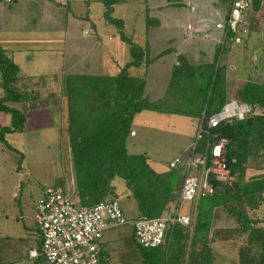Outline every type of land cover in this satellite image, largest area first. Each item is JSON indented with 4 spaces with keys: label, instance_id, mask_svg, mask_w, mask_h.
<instances>
[{
    "label": "trees",
    "instance_id": "1",
    "mask_svg": "<svg viewBox=\"0 0 264 264\" xmlns=\"http://www.w3.org/2000/svg\"><path fill=\"white\" fill-rule=\"evenodd\" d=\"M130 1L103 0L106 7L104 18L117 27L121 40L129 45L131 60L116 74L71 73L63 76L62 109L66 124L61 132L72 151L77 203L92 206L107 198H116L111 197L117 189L115 182L122 178L137 201L138 218H158L165 213L173 215L169 209L177 203L175 193L181 190L185 167L157 172L145 153L128 152L134 117L143 110H153L187 116L193 114L200 121L205 114L206 132L197 142L196 153L209 154L214 142L219 137H226L229 140L225 147L226 162L232 175L238 179L224 183L211 177L215 191L196 201L193 232L177 223L169 230L167 242L154 248L140 246L132 234L142 249V264H213L211 228L214 211L219 207L234 215L247 234L245 245L240 249V264H264V168L247 176L249 157L256 151H264V113L255 112L257 107L264 109V77L246 80L239 91L242 100L251 107L246 116L243 119L235 117L233 121L226 119L215 128L208 125L207 119L221 111L227 101L225 76L220 64L214 62L208 74L203 90L204 98L208 96L205 106L169 109L164 107V101L151 102L147 96L146 77L130 71L145 62L146 49L126 33L124 20L113 15L115 5ZM228 34L235 37L230 30ZM233 39L236 42V38ZM179 70H175L172 78H177ZM21 81L20 66L11 51L0 44V111L12 116L11 126L0 129V141L13 151L17 149L5 136L22 131L26 121L25 113L16 105L37 99L36 95L27 94L20 88ZM259 210L262 212L258 213ZM41 247L40 241L38 251ZM168 251L172 255H168ZM35 261L46 264L42 256L36 257ZM103 261L109 264L106 255H103Z\"/></svg>",
    "mask_w": 264,
    "mask_h": 264
},
{
    "label": "crops",
    "instance_id": "2",
    "mask_svg": "<svg viewBox=\"0 0 264 264\" xmlns=\"http://www.w3.org/2000/svg\"><path fill=\"white\" fill-rule=\"evenodd\" d=\"M29 1L12 0L7 3V0H0V44L11 51L14 61L20 66L22 80L37 79V81H42L53 75L64 76L71 73L116 74L122 66L130 61L122 62L114 59L117 66L110 63L111 52H117L122 46L113 44L111 47L109 37L106 39L107 24L110 25L104 18L106 7L97 15L92 13V0H67L65 2L67 5H70L71 2L74 3L71 9L72 20L67 19L65 23L59 24L55 21H48L45 24L38 21L44 17L42 16L35 19V27H30L25 23L27 17L20 13L21 10L27 12L26 4ZM97 1L104 3L103 0ZM225 2L226 0H131L127 2L134 6V11L140 13L141 19L140 29L137 33L134 31L132 34L133 40L146 49L145 62L140 67H132L130 71L135 75L146 77V91L151 102L164 101V107L169 106L167 107L169 109L185 108L188 110L192 107L205 106L208 96L204 98L203 90L206 88L208 74L215 62L216 65L222 66V74L225 76L226 104L238 101L248 105L240 97L239 91L243 88L246 80L256 76L264 77V55L260 61L255 62L257 54L264 53V41L260 43L258 38H253V41H256L255 45L251 43V46H247L249 45L247 36L242 33H234L235 42L231 33H229L230 36L227 31V7L223 9L222 5ZM208 4L214 7L218 5V7L215 12L210 11L213 13L209 16L210 20H204L203 17L207 13L202 14L201 10ZM6 5H8L7 8ZM184 9H188L187 18L182 17ZM192 14L193 20L190 19ZM4 15L5 17L2 18ZM121 19L126 25V20ZM227 42L229 47L226 45ZM224 53L226 55L223 58ZM247 55L251 62L246 60ZM178 69L180 72H178L177 78H172L175 75V70ZM28 103H19V106H16L25 113L26 121L23 130L15 133H19L18 136L26 135L28 132L44 134L48 132L55 135L57 130L61 137V129L66 124V114L62 109L61 102L56 107L46 105L32 107ZM150 111L162 114L163 116L158 117H162L161 119L174 126L177 122L187 123L191 138L193 136L195 138L199 123L198 117H194L193 114L187 116ZM255 112L257 114L264 113V109L257 107ZM141 113H144V110L137 115ZM135 118L136 116L133 121V134L127 143L128 152H130V144L139 143L136 138L139 129L136 128ZM145 121H147L146 116ZM11 124V114L0 111V129L4 126H11ZM12 134L14 133H7L6 139ZM133 137L136 138V141L131 139ZM4 148L9 149L6 145ZM130 153H145L150 165L157 172L169 171L171 169L169 163L174 159V157L170 158L164 163L163 161H152L147 152ZM188 153L189 151L181 156L182 164L179 168L186 166ZM73 185L75 190V183ZM51 186L55 187V185ZM59 189L61 188L59 187ZM61 190L64 192L63 189ZM74 190L73 198L70 197V199L78 202L76 190ZM179 192L180 190L175 193L176 205L172 204L169 210L178 205ZM195 203L197 206V202ZM261 212L262 210L258 211V213ZM182 214L191 218V224L183 226L187 231L193 232L197 208L192 215ZM139 216L140 210L137 204V214L127 217L135 219ZM162 216H169V214L165 213ZM128 228L131 230L130 227ZM104 234L100 246L103 255L107 256L110 264V259L114 258L118 247L115 248L111 244V248H109L108 242L110 241L104 238ZM211 235L214 237L213 264H217V262L219 264H240V249L245 245L244 239L243 242H240V239L245 238L247 234L243 232L235 216L225 212L222 207L215 209ZM22 239L25 240V247L22 251L25 253L23 259L28 264H40L35 261L36 257L32 255V252L40 247L39 232L38 237L34 240H31L29 236L22 237ZM217 244L219 247L215 248L214 245Z\"/></svg>",
    "mask_w": 264,
    "mask_h": 264
},
{
    "label": "rangeland",
    "instance_id": "3",
    "mask_svg": "<svg viewBox=\"0 0 264 264\" xmlns=\"http://www.w3.org/2000/svg\"><path fill=\"white\" fill-rule=\"evenodd\" d=\"M66 1L30 0L26 4L28 13L25 10H21L20 13L22 16L27 17L25 23L30 25V27H35V19L42 16L44 17L38 21L45 24L48 21H55L57 24L65 23L67 19L72 20L71 9L74 6L72 2L67 5ZM92 1V13L99 15L100 11L104 10L105 4L97 0ZM205 2L209 3L208 1ZM230 2L231 0H226L225 4H222L223 9L227 7L226 16L229 14ZM255 2L254 0L253 6L246 14L248 33L245 35L248 38L247 43H249L247 46H251V43L255 45L256 41H253V38H258L260 43L264 41V0H257L258 4ZM130 4L115 5L113 15L126 20V33H131L132 35L134 31L137 33L140 29L141 19L140 13L134 11V6ZM7 7L8 5H6ZM217 7L218 5L214 7L211 4L206 7L203 6L201 13H207L203 19L210 20L209 16L213 15L210 11L215 12ZM182 14V17L187 18L188 9L182 10ZM4 17L5 15L2 18ZM192 18L193 14L190 16L191 20H193ZM107 28L106 34L108 33V35H106V39L109 37L111 47L113 44L122 46L120 50H116L117 52H111L110 63L117 66L116 62L113 61L114 59L122 62L131 60L129 45L122 42L117 27L113 24H107ZM226 45L229 47L228 42ZM226 53H224L223 58ZM249 55L252 54L249 53ZM249 55L246 56L248 57L246 60L251 62ZM263 55L264 53L257 54L255 62L260 61ZM62 82L63 76L53 75L42 81H37V79L22 80L20 88L27 94L37 96L36 100L28 103L29 106L46 105L56 107L60 102L61 104L64 102ZM1 92L2 89L0 88V95ZM16 106H19V104ZM135 116L136 125L139 126H136L139 129V134L136 136L139 143L130 144V152H147L152 161H163L165 163V160L186 154L196 141L193 135L191 138L187 123L177 122L176 126H174L170 122L161 119L162 117H158L163 116L162 114L152 113L150 110H144V113L136 114ZM145 116L147 121H145ZM55 133L54 135L48 132L45 134L28 132L22 136H18L19 133L7 136V141L19 149L16 151L5 149V143L0 141V260L4 264H28L23 259L25 253L22 251L25 247V240L22 237L29 236L31 240L38 237L34 215L36 213V204L42 195L45 185L60 187L68 197L73 198L75 173L72 151H70L71 149L67 142L64 141L63 135L60 137V133L58 134L57 130ZM66 138L68 139L67 134ZM136 138L133 137L131 139L135 140ZM184 150L186 151L184 152ZM23 153L25 154L23 155ZM247 167V176L257 173L258 168H264V151L259 150L251 155L247 162ZM117 179L118 181L115 182L117 189L111 197H116L126 215L133 217L137 214V201L133 197L131 190L126 187L124 180L122 178ZM237 179V176L234 175L231 182H236ZM175 208L172 209V212L175 211ZM179 209L181 213L192 215L196 210V203L184 201L180 204ZM130 231L128 226H123L104 234V238L110 241L108 242L109 248H111V244L115 248L118 247L114 258L110 259V264H142V249L137 245ZM117 236L118 238H116ZM246 237L247 235H245V238L240 239V242H243L244 239L245 243ZM214 247H219V244L214 245ZM217 264L219 263L217 262Z\"/></svg>",
    "mask_w": 264,
    "mask_h": 264
},
{
    "label": "built area",
    "instance_id": "4",
    "mask_svg": "<svg viewBox=\"0 0 264 264\" xmlns=\"http://www.w3.org/2000/svg\"><path fill=\"white\" fill-rule=\"evenodd\" d=\"M253 4L254 0H232L227 31L248 33L246 14ZM243 105L238 102L226 104L207 119L208 125L215 128L229 118L243 119L250 111L248 105ZM205 118L204 114L198 123L196 141L187 156L179 202L173 215L130 219L116 198L82 206L61 189L45 185L34 217L42 247L40 251L34 250L32 255L42 256L46 264H104L100 245L104 232L110 229L128 226L140 246L154 248L167 242L168 232L175 224L189 226L191 218L180 212V204L196 202L201 196L213 194L215 187L210 182L211 177L224 183L233 179L225 157V147L229 142L226 137H219L209 154L195 151L198 140L206 132ZM181 164L182 157L178 156L169 163V167L178 169Z\"/></svg>",
    "mask_w": 264,
    "mask_h": 264
},
{
    "label": "water",
    "instance_id": "5",
    "mask_svg": "<svg viewBox=\"0 0 264 264\" xmlns=\"http://www.w3.org/2000/svg\"><path fill=\"white\" fill-rule=\"evenodd\" d=\"M230 119V121H233L234 119L233 118H229Z\"/></svg>",
    "mask_w": 264,
    "mask_h": 264
}]
</instances>
